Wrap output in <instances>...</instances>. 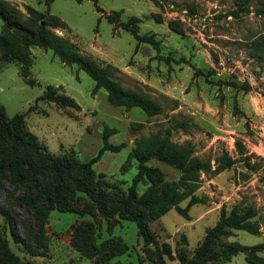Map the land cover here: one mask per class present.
Here are the masks:
<instances>
[{"label":"rangeland","instance_id":"374dc122","mask_svg":"<svg viewBox=\"0 0 264 264\" xmlns=\"http://www.w3.org/2000/svg\"><path fill=\"white\" fill-rule=\"evenodd\" d=\"M6 1L26 18L27 5L60 17L66 27L52 28L56 34L99 64H110L125 88L145 91L162 107L161 113L149 116L137 107L112 105L104 89L94 91L95 81L79 64L65 63L51 48L31 45L28 59L3 63L0 104L9 116L25 112L28 129L50 152L62 155L74 149L78 158L87 161L102 147L105 126L113 127L117 131L109 142L125 146L119 151L105 150L93 168L125 189L138 170L134 159L123 169L131 148L154 133L166 136L170 130L171 141L187 146L194 156L211 160L213 169L224 151L240 157L235 142L243 141L253 169L240 160L221 172L201 171L196 202L188 210L190 218L172 208L151 221L159 243L170 245L174 255V259L166 257V264H180L178 253L191 260L206 231L235 206L254 209L251 221L259 231L233 228L222 240L249 247L264 242V63L247 49L248 38L264 31V15L257 12L264 0H250L246 4L250 11L239 16L233 14L240 7L239 0ZM131 17L137 18L140 35L158 41V49L123 28ZM48 85L73 97L79 107L39 99ZM185 118L190 127L170 129ZM148 163L159 167L165 180L177 181L181 176L180 170L156 158ZM147 186L140 184L138 192ZM11 192L9 186L1 189L0 202ZM189 200L179 206H188ZM13 212L20 236L27 239L25 231L32 218L19 208ZM81 218L91 217L52 210L46 224L47 245L39 256L30 255L8 232L10 246L24 264H94L95 258L81 255L70 244L72 225ZM93 220L98 243L121 237L129 247L109 264L150 263L154 245L143 241L136 222L99 213ZM252 251V258L264 264V249ZM207 264L255 263L248 260L247 252H240L228 262Z\"/></svg>","mask_w":264,"mask_h":264},{"label":"trees","instance_id":"16d2710c","mask_svg":"<svg viewBox=\"0 0 264 264\" xmlns=\"http://www.w3.org/2000/svg\"><path fill=\"white\" fill-rule=\"evenodd\" d=\"M157 2V0H153ZM250 0H239L240 7L233 14L249 12L246 4ZM28 17L6 0H0V69L3 63L24 61L29 55L27 48L37 45L51 48L65 63H77L95 81L94 91L104 89L108 101L115 106L131 109L137 107L151 116L162 112L161 105L141 89H127L115 76L113 67L101 65L89 55L78 51L64 37L52 28L66 27L57 15L43 13L32 6H26ZM264 15V7L257 10ZM112 15H107L113 22ZM123 28L129 30L141 41L148 42L158 49V41L151 36L140 35L137 18L131 17ZM247 49L250 55L264 63V31L248 38ZM168 59V58H167ZM39 99L53 101L62 107H79L78 102L59 88L48 85ZM30 109H34L33 106ZM188 120H177L170 129L188 128ZM117 130L105 126L102 132V147L87 161L77 157L75 150L62 155L50 152L26 125V113L9 116L0 104V190L9 186L12 192L4 203L0 202V217L4 225L0 227V264H24L23 259L10 246L8 232L13 240L22 245L30 255L39 256L47 245V219L52 210L71 212L91 218H81L72 225L71 246L81 255L95 258L94 264H109L112 257L125 253L129 247L121 237H113L98 243L96 225L93 218L97 213L106 218L116 216L136 222L139 235L146 244L154 245L153 258L149 264H166V257L174 259L170 245L160 244L151 228V221L175 208L185 218L189 206L196 202L195 192L201 171L221 172L242 160L249 169L255 166L248 159L243 141L237 139L236 151L240 157L224 151L215 160L194 156L187 146L170 140V130L166 136L154 133L148 138L136 141L131 148L123 169L131 160H136L137 173L131 184L123 189L116 181H109L104 173H98L93 164L101 158L105 150L119 151L125 143L112 144L109 136ZM156 158L181 171L177 181L164 179L159 167L148 162ZM244 176L246 173L241 172ZM140 184H148L138 192ZM190 198L188 206L179 203ZM14 208L24 210L32 218L25 231L28 238L21 237L16 223ZM255 215L253 208L235 206L229 214H223L220 221L206 231V234L191 260L178 253L180 264H207L208 261L228 262L231 257L247 252L250 262L258 264L252 250L264 249V242L249 247L238 241L226 242L222 236L229 229H244L251 233L259 230L251 221Z\"/></svg>","mask_w":264,"mask_h":264}]
</instances>
